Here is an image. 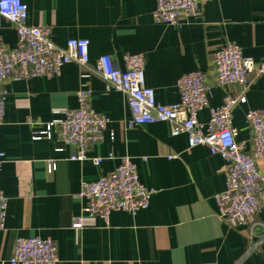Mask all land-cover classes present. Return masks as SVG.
<instances>
[{
  "label": "crops",
  "instance_id": "obj_1",
  "mask_svg": "<svg viewBox=\"0 0 264 264\" xmlns=\"http://www.w3.org/2000/svg\"><path fill=\"white\" fill-rule=\"evenodd\" d=\"M23 2L26 22L49 25L55 44L87 38L89 64L79 68L69 62L55 76L2 85L0 189L7 206L0 264H13L9 258L19 236L53 239L56 264H264V199L253 226L230 227L220 220L214 195L225 186V161L205 145L188 147L186 133L171 135L167 122L129 128L126 96L91 69L102 54L122 68L126 53H142L145 85L161 104L178 101L180 75L202 70L210 85V106L220 105L224 91L244 96L232 109V125L236 140L248 149L251 131L244 114L264 109V76L249 73L244 90L236 84L220 86L214 81L212 57L231 41L256 62L264 58V0H200L202 15L185 18L178 27L153 20L155 0ZM0 34L6 45L16 43L15 30L4 20ZM80 86L90 90L89 107L109 118L102 139L87 148L81 161L70 159L75 146L55 133L33 138L45 122L77 105ZM207 118L208 109H201L198 119ZM95 156L104 158L94 164ZM121 156H129L139 180L155 189L148 207L135 213L114 210L107 219L89 215L78 196L81 182L110 172ZM48 160L55 162L51 172ZM257 163L264 171V159ZM77 218L80 226L74 227Z\"/></svg>",
  "mask_w": 264,
  "mask_h": 264
},
{
  "label": "built area",
  "instance_id": "obj_2",
  "mask_svg": "<svg viewBox=\"0 0 264 264\" xmlns=\"http://www.w3.org/2000/svg\"><path fill=\"white\" fill-rule=\"evenodd\" d=\"M151 15L156 22L178 27L185 18L200 17L202 8L200 0H155ZM26 18L27 5L23 0H0V28L4 20L16 33L13 46L6 45L0 34V123L4 114L5 91L2 85L5 81L52 77L69 62H74L79 68L89 64L87 38L70 37L63 46H59L50 38L49 25L28 24ZM212 64L214 81L220 86L236 84L244 90L249 73L264 76V58L256 62L231 41L214 52ZM143 67L142 53H126L122 68L109 54H102L91 69L126 96L130 111L129 128L164 121L169 124L171 135L186 133L188 147L205 145L211 154L219 155L226 167L225 186L214 195L216 214L230 227L253 226L255 213L264 199V171L257 163L264 159V109L251 108L244 114L251 131L249 148L245 149V142L236 140L237 131L232 125V109L237 102L244 101V96L235 98L224 91L220 105L210 106V85L206 74L196 69L177 79L178 101L161 104L155 101L153 89L145 85ZM89 97L90 90L80 86L76 90L77 105L64 110L62 117L45 122L44 128L33 138L51 137L55 133L61 142L75 146L70 159H85L87 148L102 139L109 122L107 116L89 107ZM203 108L208 109L205 121L198 119V112ZM112 156L109 153L107 158ZM103 158L95 156L92 162L98 164ZM1 163L0 152V167ZM46 169L53 171L55 162L48 160ZM154 192V188L139 180L130 157L121 156L110 172L92 181H82L78 196L85 200V212L107 219L114 210L135 213L147 208ZM6 206V197L0 189V230L4 226ZM73 226H80L78 218ZM9 261L13 264H56V243L51 238L19 236L14 240Z\"/></svg>",
  "mask_w": 264,
  "mask_h": 264
}]
</instances>
